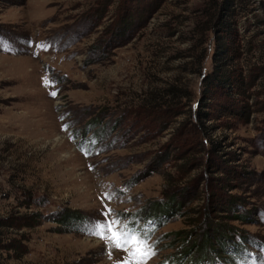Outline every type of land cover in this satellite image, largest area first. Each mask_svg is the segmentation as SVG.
Segmentation results:
<instances>
[{"label": "rangeland", "instance_id": "obj_1", "mask_svg": "<svg viewBox=\"0 0 264 264\" xmlns=\"http://www.w3.org/2000/svg\"><path fill=\"white\" fill-rule=\"evenodd\" d=\"M219 1L0 0V215L25 223L3 264H122L92 234L114 218L151 234L158 264L206 217L231 231L216 264H264V0H232L224 27ZM218 43L246 79L207 94ZM68 208L87 225L51 220Z\"/></svg>", "mask_w": 264, "mask_h": 264}, {"label": "trees", "instance_id": "obj_2", "mask_svg": "<svg viewBox=\"0 0 264 264\" xmlns=\"http://www.w3.org/2000/svg\"><path fill=\"white\" fill-rule=\"evenodd\" d=\"M232 5L234 6L232 0L219 1L216 5L214 13L211 14V21H214V19L217 18L216 25H222L224 27L226 24L224 21L229 14V10H231L230 7ZM210 28L212 27H208L209 30ZM258 47L261 48L259 45ZM215 49L216 51L213 55V69L210 73L205 74L203 79L205 93L207 91H212L214 87L227 89L230 92L233 90V83L235 84L240 81H245V68L243 66L239 69L235 65V67L233 66L235 69L231 68L230 65L235 57L234 54L231 53L230 43H218ZM257 68L258 67L254 65L253 73H256ZM167 92L171 95V100L172 96L176 97L179 95V92L180 97L188 96V98L191 99L188 92L181 93L180 90H176L174 87L167 89ZM197 113L199 116L206 114L203 113L201 109H199ZM171 199L170 203L174 204L176 201L175 197H172ZM31 203L27 204L26 207H30ZM155 205L156 206L153 208V211H149L150 215L148 217H151L150 219H154L157 222L159 221L161 224L165 221L164 218L173 213V207L172 209H169V207L163 206L161 202H157ZM50 217L52 221L57 222L59 225H69L74 227H78L80 224L87 225V222L89 221L79 211L69 208L57 213H52ZM23 218L24 216L14 215L12 213L8 215H0V264H3V261L7 260L8 256H12L17 259L22 257L23 253L19 248V243L17 244V242H15V238L9 237L8 230L10 228L20 229L21 226L25 225V223H21ZM204 220L207 222V225L197 242H190L189 239H187L188 241H186L184 246L178 248V251L170 254L167 258H165V260L160 261L158 264H216L221 259H228V248H225V245L229 243L230 236L228 235L231 231L226 227L218 226L217 224L210 222L207 217ZM129 224L131 228H135L137 225L136 221H130ZM184 233H186V237L188 236L189 231L178 230L174 234L175 236L180 237ZM233 234L237 235V233ZM150 235L151 234L146 233L144 236L148 238ZM216 243H220L221 247H215ZM233 247L236 248L235 250L237 254L240 255L243 252L241 245H233ZM11 250L12 253H10ZM188 258L191 260L187 261Z\"/></svg>", "mask_w": 264, "mask_h": 264}, {"label": "snow or ice", "instance_id": "obj_3", "mask_svg": "<svg viewBox=\"0 0 264 264\" xmlns=\"http://www.w3.org/2000/svg\"><path fill=\"white\" fill-rule=\"evenodd\" d=\"M45 83H50L45 81ZM56 95V93H52ZM110 197V194L106 193ZM95 231L92 233L101 239L110 241L113 248L126 250L127 258L122 264H146L147 259L154 255L152 245L148 242V238L142 234H138V230L129 228L123 224L119 218H114L110 222H95Z\"/></svg>", "mask_w": 264, "mask_h": 264}]
</instances>
